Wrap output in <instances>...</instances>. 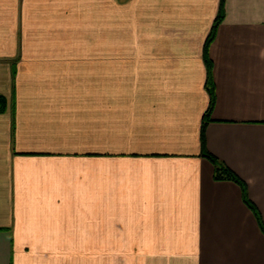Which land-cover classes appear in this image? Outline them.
<instances>
[{"label":"crops","instance_id":"crops-1","mask_svg":"<svg viewBox=\"0 0 264 264\" xmlns=\"http://www.w3.org/2000/svg\"><path fill=\"white\" fill-rule=\"evenodd\" d=\"M223 1L206 52L222 0H0V264H264V0Z\"/></svg>","mask_w":264,"mask_h":264},{"label":"trees","instance_id":"trees-1","mask_svg":"<svg viewBox=\"0 0 264 264\" xmlns=\"http://www.w3.org/2000/svg\"><path fill=\"white\" fill-rule=\"evenodd\" d=\"M224 19V1L222 0V4H221V9H220V12H219V15L214 23V26H213V29H212V32L208 38V41H207V46H206V52H207V47L209 46V44L214 40L215 38V33H216V29L218 27V25L222 22V20ZM206 62L208 63V66H209V69H211V61L207 58L206 59ZM209 90L210 92L212 93V96H213V87H211V79L209 80ZM213 101L211 103V106H210V109L208 110L207 114H206V119L205 121L208 120L210 114H211V111H212V108H213ZM206 123V122H205ZM208 156L214 161V163L216 164L217 166V169H216V178L217 179H232V180H235L241 184H243L244 186V183L242 182V180H240V178L229 168H227L226 166L224 165H221L219 163V161L214 157L212 156L211 154H208ZM250 207L255 211V213L258 215L257 213V209L256 207L254 206V204L250 203L249 201H246ZM259 221L261 222L260 218L258 217ZM261 226H262V229L264 231V225L261 223Z\"/></svg>","mask_w":264,"mask_h":264},{"label":"rangeland","instance_id":"rangeland-1","mask_svg":"<svg viewBox=\"0 0 264 264\" xmlns=\"http://www.w3.org/2000/svg\"><path fill=\"white\" fill-rule=\"evenodd\" d=\"M94 245H97V243H93L91 248H94Z\"/></svg>","mask_w":264,"mask_h":264}]
</instances>
